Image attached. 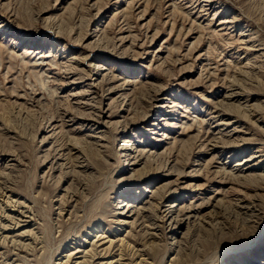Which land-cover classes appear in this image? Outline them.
I'll return each instance as SVG.
<instances>
[{
  "label": "rangeland",
  "instance_id": "1",
  "mask_svg": "<svg viewBox=\"0 0 264 264\" xmlns=\"http://www.w3.org/2000/svg\"><path fill=\"white\" fill-rule=\"evenodd\" d=\"M246 72L264 73V0H0V190L8 184L15 201L9 206L0 197V264H63L68 249L88 250L92 242L102 249L110 239L118 255L121 239L141 241L144 232L160 239V254L145 256L149 264H169L179 247L208 255L224 250L217 264L250 247L264 249V224L241 223L229 213L228 198L219 204L221 194L207 203L217 188L250 191L203 166L216 154L211 171L250 169L247 158L264 138L261 111L255 127L234 112L225 116L250 142L236 156L210 150L222 146L218 140L200 148L198 123L184 129L193 118H207L225 92L250 95L251 105L263 100L256 85H224V77L240 80ZM87 118L91 125L82 126ZM156 119L168 126L154 131ZM208 125L216 129L217 122ZM126 146L131 156H124ZM255 168L264 169V160ZM203 201L196 221L172 236L162 210ZM126 204L140 212L133 227L117 219ZM28 229L35 238L18 236ZM95 230L104 238H94ZM227 232L222 244L203 246ZM257 234L262 239L250 246Z\"/></svg>",
  "mask_w": 264,
  "mask_h": 264
},
{
  "label": "bare ground",
  "instance_id": "2",
  "mask_svg": "<svg viewBox=\"0 0 264 264\" xmlns=\"http://www.w3.org/2000/svg\"><path fill=\"white\" fill-rule=\"evenodd\" d=\"M259 74H260V72H259ZM261 74H262V76H256L253 73H247L246 72V73L243 74L244 75L243 77L241 76L242 78H240V80H236L234 78V80L232 79L233 81L227 80V78L224 77L226 81L224 80L225 83L224 82L223 83H224V85H226L228 87L229 86L230 87L237 86L238 88H245V89H250V90H252V89H254L256 87H257V89L260 88L259 92L261 93V98H264V73H261ZM236 76L237 75H235V77ZM230 77H229V79H230ZM207 78H208V82L210 83L209 85L211 87H213L214 84L217 83L216 82L217 80L214 78L213 73L210 72V74H209V76ZM40 81H44V80H40ZM44 84L45 83H43V85ZM253 85H256V87H254ZM77 94H80V93H77ZM221 97L222 98L220 100H218L215 105H212V106H210L208 108L209 110L207 111V114H206L207 118H203L202 121L197 119V118H195V119L193 118V122H191L190 124H186L184 129L185 130H191L193 128L194 124L198 123L199 126H202L201 129L198 128V130H195L198 133L196 140H197L200 148H205L212 141L215 142L216 140H218L216 143L221 142L222 146L221 147H219V146L217 147L216 145H213V147H211L210 150H212L213 152L219 151L221 153H223V151L229 150V153H230L229 156H236V154L238 153V148L241 147V148L247 149L248 148V143H250V142L249 141H245L246 140L245 138H241L239 136L241 134L236 132L237 126H234V123L232 124L231 121H226L225 116H227L228 112L229 113L230 112H234V115L236 114V117L244 119L245 121L249 122V124L250 123L253 124V127H255L254 125H257V123H256V121L253 120V118H254V116H256L258 111H261V113H262L261 117H264V103H263L264 99L260 100V102H258L256 105H254V104L251 105L250 102L253 100V98L250 99V95H247L245 97H241L240 93H236L235 91L229 92V93L225 92L224 94L221 95ZM156 99H157V96H153L152 97L153 101L156 100ZM76 100H79V98H76ZM241 100H244L243 101L244 103H242ZM77 102H79V101H77ZM165 105H164V103L161 104L160 108H163V106H165ZM213 120H215L217 122L216 129H212V127L209 126V125L206 128H205V126H203L204 124L207 125L209 122L211 123ZM91 121H90L89 118H87V119L83 120L80 124L82 126L91 125ZM161 122L162 121L157 120V121H155L153 123L154 131L156 129H159L160 126H161V128H165V127L168 126L165 123H161ZM230 124H232L231 125V127H232L231 129H230V126H229ZM126 126H125V128H126ZM194 129H195V127H194ZM259 129L264 134V124L262 126H260ZM222 130H224V132ZM102 140H104V139H97L96 141L98 143V142H102ZM258 140H259L260 143L257 146V150L255 152L251 153V155H249V157L247 158V160H248L247 162H251L252 163V164H249L250 165L249 166L250 169H248L247 171H242V169L236 171L233 168L227 169V167L224 166V165H220L218 168H215V170H213V171L209 170L210 166L218 158L216 154L213 155L212 158L209 161H207V162L205 161V164L203 163L204 164L203 166H204L206 172H209L212 175L214 174V176L215 177H219L220 180H226V181L228 180V181L232 182L234 185L245 187V188H247L250 191L249 194L247 193L245 196H242V195H240V193H238L237 190L224 191V190H220L219 188H217V189H215L213 191L215 194H213V196L209 197L208 198L209 200H207V203L208 202L210 203L211 200L216 201L218 199L217 196L219 194H221V195H223V198H220L218 202H219V204L221 206H223L224 203H225L224 199L228 198L229 201H227V202H228V206L230 207L229 210H231V211H229V213L234 215V217L237 220L238 219L241 220V223H243V224H247V223H253L254 224V222L250 221L249 218L250 219H252V218L257 219L256 223L259 224L261 222L260 225L264 224V169H259V170L256 169V168L255 169H251V168L255 167L256 165H259V164L261 165L262 160H264V154L261 153V152H264V148H262V147H264V138L261 137V139H258ZM254 141H255V139H254ZM236 142H237V145L239 144L238 146L236 145ZM239 142H241V144ZM129 148L130 147H128V146H126L124 148L125 149V155L124 156H129L130 155V153H128V152L131 151L132 148L131 149H129ZM70 149H71V147H70ZM141 151L144 153L146 151V149L143 148V150H141ZM93 152H95V151H93ZM98 152H100V151H98ZM148 152L151 153V150L149 149ZM86 154H87L86 155V157H87L88 156V152ZM100 154H103V153H100ZM154 155L155 154H153L151 156L153 157ZM147 157H149V156H147ZM87 161H89V160H87ZM151 161H152V159H151ZM242 161L243 160H241L239 165L242 164ZM109 165H108V167H109ZM200 169H201V167L199 169H196V170L199 171ZM8 182L9 181H5V183H8ZM196 187H198V186L197 185H193L192 186V188H196ZM170 189L173 190L174 192H177L180 189V187L172 186V187H169V190ZM169 190H167V192H169ZM10 192H11V188L8 187V184H6L4 186V188H2L0 190V197H5L7 199L6 203H8V204L12 203L9 206H14L13 202H15V201L12 200L11 195H8ZM171 192H169V193H171ZM162 194L165 195L166 193L162 192ZM106 196H108V195L106 194ZM185 197H186V194H185ZM97 200H99V199H97ZM178 200H180V198L176 197L175 201H178ZM204 203H206V202L203 201V203H201V204H194L193 202H189L188 204H186V203L183 204L182 205L183 207H181V203H179L177 206H179L181 208L174 209L173 207L176 205V203L174 202L172 205H170L169 208H166V209L162 210V212L160 214L161 221L163 222V224L168 222V224H169L168 228H170L169 233L172 236H175V235H177L179 233V229L181 228V226H182V224L184 222H186V221L189 222L191 219H193V221H196L197 217H199V214L201 213L202 205ZM211 204H210V206H211ZM6 206H5V208H6ZM98 206H99V201L92 203V208H97ZM125 206H126L125 209H123V210H121V211H119L117 213L120 217L122 216L123 218H117V219H119V221H120L119 224L121 226H123V225H125L126 223L129 222V225H131V227H133V225H135V223L137 222L136 218L140 215V212H139V210L133 209V206H131L130 204H128V206L126 204ZM17 209H15V210H17ZM27 210H28V208H27ZM219 210L221 211L222 208H219ZM3 211H4V209H3ZM11 211L14 212L13 210H11ZM17 211H19V210H17ZM21 212L23 214L27 213V216H28V212L29 211H26V210L23 209ZM137 212H138V215L136 214ZM181 212L183 213V215H179V213H181ZM101 213H103V212H101ZM128 213H130V214L127 215ZM131 213H133V214L131 215ZM9 215H8V217H9ZM179 216H182V217L180 219H178ZM5 217H7V215ZM11 217H10V220H11ZM128 218H132V219L129 221ZM6 220H8V219H6ZM12 220H13V218H12ZM3 222H4V220H3ZM0 224H1V222H0ZM16 224H14V225H16ZM211 224L212 223H207L204 226L208 229L209 227H212ZM154 225L156 226V223H154ZM200 226L202 227L201 224H200ZM5 227H7V226H5ZM8 227H9V225H8ZM157 227H160V226H157ZM251 228L252 227L246 228L247 230L245 228H243L244 230L242 229V230H239V231H241L243 233H246V232H248V230L252 231ZM0 229H2V228L0 227ZM102 230H103V228H102ZM221 230H223V229H221ZM229 230H234V229H229ZM14 231H16V230L14 229ZM100 233H101V235H99ZM144 233L143 234L141 233L142 235H140V237H139V238H142L141 241L131 242L130 240L126 239V237L121 239L120 240V242H121L120 248L121 249H119L120 253L118 255L113 254L114 252L111 253V251L114 250V247L116 246V244H115L116 242L114 240L110 239V240H108V245L107 246L103 247L104 245L102 244L101 246L103 248L101 249L99 247L100 250H98L99 249L98 247H97L98 249L94 247L95 243H93V242L91 244V249H88V250H86V245H84L85 247H84L83 251L78 250V251L74 252L73 250H75V248L74 249H68L66 251V253H64V255L61 257V260H63L61 262H63V264H122L121 261L123 260V258L124 257H128V262H126L125 264H149L148 263L149 259L145 258V256H149V255L157 256L158 254H160V252H161L160 239L158 238V236L156 234L147 233V232L145 234ZM102 234H104V233L102 231L98 230V231H96V235L94 236V238H101ZM8 235H9V233H8ZM25 235H32V236H34V238L36 237L35 236L36 234H35V232H33V230H29V231L25 230L23 232L21 231L20 235H18V236H25ZM229 236H230L229 232H227L226 234L225 233H221L214 241L207 242L203 246L204 247H208V246H211L212 244L213 245L214 244H216V245L222 244L223 240L228 238ZM260 236L261 235H259V234L254 235L253 236L254 237V242L250 246H253L254 243H258L262 239ZM128 237H130L129 234L127 235V238ZM131 237H130V239H132ZM102 238H104V237H102ZM5 239L6 238H4V240ZM125 240H127V241H125ZM132 240H134V239H132ZM2 242H4V241H2ZM132 243H134V244L132 245ZM15 244H17V243H15ZM23 245L25 246V244H23ZM20 247H22V246H20ZM136 247H138V248H136ZM251 248L252 247L246 249L245 253H242L244 251H239L238 253L232 254L230 257H227L225 259V263L224 264H264V259L262 258V256H264V255H262V253H264V249H260L259 251H255L254 250V252H253V251H250ZM247 250H249V251H247ZM183 251L186 252L187 249L179 247L178 250L175 253V256H173L172 259L170 260L169 264H189L190 262H193V264H217V262L220 259H222L224 257V254H225L224 250L215 251L211 255L206 254L207 252L205 250L204 251H201V250H196V251L193 250V251H191L190 250V251H188L186 253H182ZM75 254H81V256L75 258V260H74L73 256ZM248 257H250L251 260H249ZM40 260H41V257H40ZM72 260H74V261H72ZM47 261H48V258H47ZM154 261H155V259H154ZM154 261L151 264H155ZM246 262H248V263H246ZM161 263H162V261H161Z\"/></svg>",
  "mask_w": 264,
  "mask_h": 264
}]
</instances>
